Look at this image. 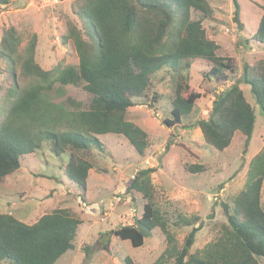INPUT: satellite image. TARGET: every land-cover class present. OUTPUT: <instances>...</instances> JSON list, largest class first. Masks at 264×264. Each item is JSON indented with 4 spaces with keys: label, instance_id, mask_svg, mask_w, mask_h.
Returning a JSON list of instances; mask_svg holds the SVG:
<instances>
[{
    "label": "trees",
    "instance_id": "trees-1",
    "mask_svg": "<svg viewBox=\"0 0 264 264\" xmlns=\"http://www.w3.org/2000/svg\"><path fill=\"white\" fill-rule=\"evenodd\" d=\"M8 2L0 0V6ZM234 6L233 20L242 28L239 6L236 2ZM71 11L75 19H65L60 41H71L78 59L76 65L56 63L45 69L35 58V33L22 46L20 33L13 25L2 28L0 76L12 102L0 122V182L20 168L22 155L34 152L46 140L57 157L67 153L63 174L84 199L93 167L92 153L108 151L99 135H123L133 150L141 156L145 154L149 134L128 118V109L139 102L154 73L164 67L171 70L170 118L163 122L172 126L191 112L200 96L188 88L190 80L185 71L192 62L202 77L214 84L228 79L224 69H233L229 58L217 54L218 43L208 37L202 26L203 19L213 12L208 0H72ZM193 12L200 16L193 17ZM251 38L264 44V7ZM242 82L249 85L264 116V58H259L243 63L237 81L218 92L208 116L197 121L205 144L212 149H227L235 132L245 137V143L252 133L254 111L240 89ZM56 83L82 85L91 95L89 106L82 108L80 102L67 97L70 110L46 100L44 93ZM153 95L150 107L157 102L158 95ZM262 165L260 156L252 158L247 180L231 204L220 203L226 220L220 224L219 235L192 252L189 250L195 234L202 227L200 217L175 212L172 225L191 227L182 246H178L151 181L156 168L138 169L126 193L132 201L134 195L141 198L139 221L150 230L158 228L165 240L163 251L151 264H167L170 258L174 264H259V259L264 260ZM203 170L200 163L187 166L189 173ZM80 223L81 219L67 207L46 211L31 222L0 211V262L54 264L74 248ZM112 233L129 240L132 246H141L144 241L134 222ZM123 262L136 264L128 256Z\"/></svg>",
    "mask_w": 264,
    "mask_h": 264
},
{
    "label": "rangeland",
    "instance_id": "rangeland-1",
    "mask_svg": "<svg viewBox=\"0 0 264 264\" xmlns=\"http://www.w3.org/2000/svg\"><path fill=\"white\" fill-rule=\"evenodd\" d=\"M208 2L213 12L211 17L203 19L202 26L208 37L218 43L217 54L229 58L233 71L224 69L228 79L214 84L204 79L192 62L185 71L190 80L188 88L199 92L200 96L191 112L172 126L163 122L164 118H170L169 99L173 95L171 70L164 67L154 73L139 102L128 109V118L149 134V145L143 156L133 150L123 135H99L108 151L105 154L92 153L93 167L89 170L85 197L81 199L76 185L62 171L67 153L57 157L49 150L47 141L42 140L38 149L21 156L18 170L0 182V211L6 210L23 221L31 222L46 211L67 207L81 219L74 248L54 264H123L126 256L136 264H151L158 257L165 247L164 236L158 228L145 236L138 247L112 233L121 225L131 224L134 216H141V198L134 195L132 201L126 193L128 182L140 168H156L151 181L178 246H182L191 227L172 225L175 212L200 217L202 227L195 234L190 252L202 248L219 235L220 224L226 220L220 203L231 204L233 196L247 180L252 158L260 156L264 168V116L248 84H239L255 117L254 128L246 143L245 137L235 132L227 149L217 151L205 144L197 125L199 119L208 116L215 95L237 81L243 63L264 58V44L251 38L264 0ZM235 2L239 6L242 28L233 20ZM71 3L72 0H9L0 6V36L2 28L13 25L20 33L22 46H25L35 33V58L43 68L49 69L56 63L76 65L78 59L71 41L66 44L60 41L65 31V19H75ZM199 16V12H193V17ZM53 85L44 93L46 100L66 105L70 110L72 105L67 104V97L80 102L82 108L89 106L91 95L82 85ZM4 89L0 76V122L12 102ZM154 93L158 95L157 102L150 107ZM194 162L202 164L205 170L189 173L187 166ZM261 184L260 201L264 209V175ZM0 264L7 263L1 261ZM167 264H174L173 258L168 259ZM259 264H264V260L259 259Z\"/></svg>",
    "mask_w": 264,
    "mask_h": 264
},
{
    "label": "water",
    "instance_id": "water-1",
    "mask_svg": "<svg viewBox=\"0 0 264 264\" xmlns=\"http://www.w3.org/2000/svg\"><path fill=\"white\" fill-rule=\"evenodd\" d=\"M133 222L137 228V230L141 233L143 237L151 235L152 230H150L148 227H146L142 222L139 221V218L137 216L133 217Z\"/></svg>",
    "mask_w": 264,
    "mask_h": 264
}]
</instances>
